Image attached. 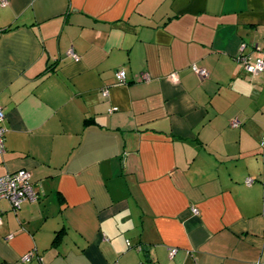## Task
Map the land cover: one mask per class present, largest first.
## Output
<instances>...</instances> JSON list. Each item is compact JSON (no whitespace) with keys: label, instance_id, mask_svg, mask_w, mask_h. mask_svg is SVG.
Returning a JSON list of instances; mask_svg holds the SVG:
<instances>
[{"label":"crops","instance_id":"obj_1","mask_svg":"<svg viewBox=\"0 0 264 264\" xmlns=\"http://www.w3.org/2000/svg\"><path fill=\"white\" fill-rule=\"evenodd\" d=\"M241 53L264 54V0H0V176L37 193L0 199V264H264Z\"/></svg>","mask_w":264,"mask_h":264},{"label":"built area","instance_id":"obj_2","mask_svg":"<svg viewBox=\"0 0 264 264\" xmlns=\"http://www.w3.org/2000/svg\"><path fill=\"white\" fill-rule=\"evenodd\" d=\"M243 46V47H242ZM240 47L242 51L244 48V44ZM71 56L76 58V55L73 52H69ZM242 64L244 69L254 75L260 71L264 70V54L261 57H257L255 59H251L250 56L246 54H242L238 58ZM191 70L199 77L205 78L207 76V70L203 67H199L197 65H191ZM116 81L120 83H124L126 81V74L123 69H118L114 73ZM147 79V77H144ZM171 79H176V74L170 75ZM101 95L106 97L108 95V88L103 87L100 89ZM115 108H113L114 110ZM5 126H4V113L0 108V152L4 150V136H5ZM264 143V135H263ZM246 184H250L252 182V178L246 179ZM37 197V193L33 187L30 178V172L26 169H18L11 173L4 174L0 176V199H8L13 207H19L20 204L26 200H33ZM194 211V209H192ZM176 252L175 248H171L169 251V256L172 257ZM33 257L32 252H28L21 257V261H28Z\"/></svg>","mask_w":264,"mask_h":264}]
</instances>
